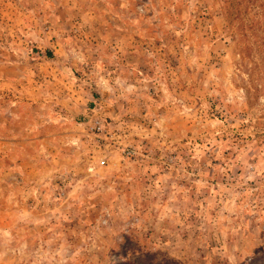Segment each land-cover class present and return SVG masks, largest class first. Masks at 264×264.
<instances>
[{"label": "rangeland", "instance_id": "1", "mask_svg": "<svg viewBox=\"0 0 264 264\" xmlns=\"http://www.w3.org/2000/svg\"><path fill=\"white\" fill-rule=\"evenodd\" d=\"M261 3L0 0V264H264Z\"/></svg>", "mask_w": 264, "mask_h": 264}, {"label": "trees", "instance_id": "2", "mask_svg": "<svg viewBox=\"0 0 264 264\" xmlns=\"http://www.w3.org/2000/svg\"><path fill=\"white\" fill-rule=\"evenodd\" d=\"M226 4H227V17H228V21H229V32H230V36L234 34V30L232 28V26L230 25L232 20L235 18V12H234V8H235V0H225ZM237 4V3H236ZM253 4V3H252ZM259 7H261V11L258 13L261 15L262 18H264V3L259 4ZM258 14L257 15V19L260 17ZM260 17V18H261ZM264 20V19H263ZM257 25V22H256ZM245 28V25H242V29ZM134 260H126V264L133 262Z\"/></svg>", "mask_w": 264, "mask_h": 264}, {"label": "built area", "instance_id": "3", "mask_svg": "<svg viewBox=\"0 0 264 264\" xmlns=\"http://www.w3.org/2000/svg\"><path fill=\"white\" fill-rule=\"evenodd\" d=\"M103 162V161H102Z\"/></svg>", "mask_w": 264, "mask_h": 264}]
</instances>
